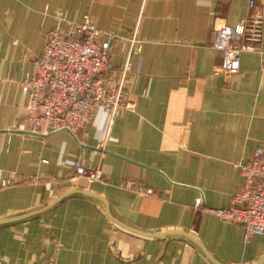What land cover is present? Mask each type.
<instances>
[{"label":"crops","instance_id":"crops-1","mask_svg":"<svg viewBox=\"0 0 264 264\" xmlns=\"http://www.w3.org/2000/svg\"><path fill=\"white\" fill-rule=\"evenodd\" d=\"M248 0H0V220L40 210L61 194L87 189L101 203L70 195L45 211L0 226V264H257L264 234L244 240L238 224L209 213L227 208L242 184L232 164L264 141V23L255 52L239 71L220 70L213 28H234ZM263 13L264 0H253ZM125 39L137 23V73L123 96L133 111L102 132L101 117L74 135L30 134L20 82L34 73L44 35L58 13ZM125 45L110 52L118 72ZM116 78L118 74L116 73ZM73 162L97 166L101 181L74 180ZM128 181L151 190L142 196ZM198 199L200 205L194 208ZM264 264V263H262Z\"/></svg>","mask_w":264,"mask_h":264},{"label":"built area","instance_id":"built-area-1","mask_svg":"<svg viewBox=\"0 0 264 264\" xmlns=\"http://www.w3.org/2000/svg\"><path fill=\"white\" fill-rule=\"evenodd\" d=\"M246 10V16L234 28H213L211 46L219 50V67L226 76L237 74L240 55L255 52L262 40L263 13L253 0L247 1ZM55 20V27L44 36L33 75L20 82L27 131L39 137L61 130L74 135L84 125L95 123L98 117L103 122L102 132L107 131L115 118L133 111V103L123 96V87L126 77L137 73L140 63L142 44L137 38V23L121 39L98 30L88 15L70 22L60 12ZM120 44L126 50L116 72L111 66L110 52ZM67 163L74 168L73 180L83 177L88 184L101 181L98 166L86 170L73 162ZM231 167L242 179L241 188L231 197L227 208L209 213L224 223L240 225L247 240L264 234V141L245 162H236ZM10 185L9 178L0 180V188ZM125 187L142 196H153L151 190L134 181L126 182ZM199 205L196 199L194 208Z\"/></svg>","mask_w":264,"mask_h":264},{"label":"water","instance_id":"water-1","mask_svg":"<svg viewBox=\"0 0 264 264\" xmlns=\"http://www.w3.org/2000/svg\"><path fill=\"white\" fill-rule=\"evenodd\" d=\"M70 195H82V196H86V197H89V198H93V199H96L98 200L101 205H102V208H103V211H104V215L105 217L111 221L112 223H114L115 225H117L119 228H122L124 230H127L129 232H132V233H136V234H139V235H142V236H172V235H178V236H183L184 238H187L188 240H190L191 242H193L194 244L198 245L193 239H191L188 235L186 234H182V233H175V232H167V233H162V234H143V233H140V232H137L135 230H132L126 226H124L123 224H121L120 222H118L117 220H115L114 218H112L108 212V208H107V205H106V202L105 200L97 195V194H94L93 192L90 191L89 188L87 189H75V190H70V191H67L63 194H61L60 196H58L54 201H52L51 204H49L48 206L40 209V210H36L34 212H31V213H27V214H24V215H21V216H17V217H13V218H7V219H1L0 220V226L1 225H5V224H9V223H13V222H17V221H20V220H23L25 218H28L30 216H34L36 214H39L43 211H45L46 209L50 208L51 206H53L55 203H57L58 201H60L61 199L65 198V197H68ZM199 246V245H198ZM199 248L202 250V248L199 246ZM203 251V250H202ZM203 253L205 254V252L203 251ZM206 255V254H205ZM213 264H217L215 263L213 260L209 259ZM264 263V259L260 262H258L257 264H262Z\"/></svg>","mask_w":264,"mask_h":264},{"label":"rangeland","instance_id":"rangeland-1","mask_svg":"<svg viewBox=\"0 0 264 264\" xmlns=\"http://www.w3.org/2000/svg\"><path fill=\"white\" fill-rule=\"evenodd\" d=\"M68 21H69V20H68ZM70 22H71V21H70ZM55 25H56V24H55ZM55 25H54L51 29H53V28L55 27ZM51 29H50V30H51ZM44 36H45V35H44ZM43 39H44V38H43ZM42 47H43V45H42ZM40 54H41V53H40ZM39 56H40V55H39ZM24 120H25V119H24Z\"/></svg>","mask_w":264,"mask_h":264}]
</instances>
